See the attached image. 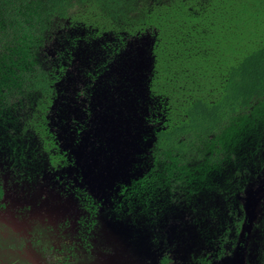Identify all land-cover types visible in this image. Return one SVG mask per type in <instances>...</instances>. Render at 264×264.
<instances>
[{
  "label": "trees",
  "instance_id": "obj_1",
  "mask_svg": "<svg viewBox=\"0 0 264 264\" xmlns=\"http://www.w3.org/2000/svg\"><path fill=\"white\" fill-rule=\"evenodd\" d=\"M65 23L120 41L155 35L160 125L146 173L119 185L116 222L146 236L160 264L178 243L192 248L179 264H226L238 246L245 264H264V32L251 31L264 0H0V175L21 185L70 163L51 126L64 65L44 51ZM76 192L91 231L95 200Z\"/></svg>",
  "mask_w": 264,
  "mask_h": 264
},
{
  "label": "rangeland",
  "instance_id": "obj_2",
  "mask_svg": "<svg viewBox=\"0 0 264 264\" xmlns=\"http://www.w3.org/2000/svg\"><path fill=\"white\" fill-rule=\"evenodd\" d=\"M251 31L262 36L264 26ZM124 36L122 41L111 32L94 36L84 26L65 23L44 49L64 65L51 126L70 163L45 171L34 185L0 175L5 182L0 264H160L146 236L115 220L119 185L146 173L153 130L160 125L149 113L155 106L148 89L155 35ZM76 189L95 200L91 231L81 227L88 212ZM253 197H247L249 203ZM250 215L249 209L247 222ZM190 247L178 243L170 264L188 260ZM244 256L238 246L225 263L245 264Z\"/></svg>",
  "mask_w": 264,
  "mask_h": 264
},
{
  "label": "flooded vegetation",
  "instance_id": "obj_3",
  "mask_svg": "<svg viewBox=\"0 0 264 264\" xmlns=\"http://www.w3.org/2000/svg\"><path fill=\"white\" fill-rule=\"evenodd\" d=\"M1 202H2V201H1ZM1 206H3V204H1ZM1 206H0V207H1ZM83 233H84V231H83ZM65 264H66V263H65Z\"/></svg>",
  "mask_w": 264,
  "mask_h": 264
}]
</instances>
